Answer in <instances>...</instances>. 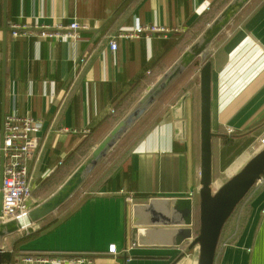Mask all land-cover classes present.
<instances>
[{
	"label": "crops",
	"instance_id": "crops-1",
	"mask_svg": "<svg viewBox=\"0 0 264 264\" xmlns=\"http://www.w3.org/2000/svg\"><path fill=\"white\" fill-rule=\"evenodd\" d=\"M229 1L0 0V142L8 113L40 122L28 163L34 205L75 169L83 140L98 142ZM135 19L185 30L169 38H117L111 50L109 39ZM74 20L87 25L78 37L43 36L67 33ZM15 29L26 33L13 36ZM79 57L84 61L74 69ZM208 59L213 176L226 172L253 137L264 136V0H251L235 16L212 41ZM201 65L186 77L188 87L172 89L186 69L149 109L151 125L121 166L102 167L95 188L55 222L52 215L63 205L2 239V252L12 254L4 264H19L25 255L197 264L198 245H189L198 232ZM185 92V139L177 140L163 115ZM70 158L75 164L66 169ZM187 198L191 224L182 223L180 210ZM111 244L116 255L107 253ZM213 264H264V183L251 187L225 222Z\"/></svg>",
	"mask_w": 264,
	"mask_h": 264
},
{
	"label": "water",
	"instance_id": "water-1",
	"mask_svg": "<svg viewBox=\"0 0 264 264\" xmlns=\"http://www.w3.org/2000/svg\"><path fill=\"white\" fill-rule=\"evenodd\" d=\"M250 1L230 0L173 63L123 114L112 129L92 149L90 154L75 167L55 191L22 215L8 220H2L0 216V264H2V239L30 227L64 204L83 184L117 141L196 60L202 64L199 69L200 179L198 189V232L189 247L194 244L198 245L197 264L214 263L217 243L225 222L254 185L255 181L264 174L263 146L216 190L211 188V139L216 134L212 133L210 127L211 63L208 59L210 47L212 41ZM188 95L189 93L185 92L163 115L164 122L173 123L174 138L177 140L185 139V107ZM1 146L2 140L0 142ZM182 203L180 209L182 223L191 224L192 200L187 198Z\"/></svg>",
	"mask_w": 264,
	"mask_h": 264
},
{
	"label": "built area",
	"instance_id": "built-area-1",
	"mask_svg": "<svg viewBox=\"0 0 264 264\" xmlns=\"http://www.w3.org/2000/svg\"><path fill=\"white\" fill-rule=\"evenodd\" d=\"M85 28H87L86 24L74 20L67 26V33L44 32L43 36L60 37L66 34L75 38L78 37L75 32ZM184 30L185 27L182 25L167 26L157 22L140 23L138 19H135L132 27L128 29L121 28L108 42L110 49L115 50L117 38H137L141 35L147 39L150 36L169 38L172 35L184 32ZM25 33V30L15 29L12 31L13 36ZM83 61V57L77 58L74 62V69H77ZM39 126L40 122L30 115L8 113L4 117L3 139L0 147V216L2 220L22 215L35 204L32 196L33 185L29 175L28 163L37 149L35 133L38 131ZM261 142L264 143V136ZM263 183L264 174L255 181L254 185ZM24 230H27V228ZM107 253L116 255L118 252L115 246L111 244L107 248ZM65 261H69L72 264H89L91 263V258L86 255L70 258L25 255L21 257L19 264H58Z\"/></svg>",
	"mask_w": 264,
	"mask_h": 264
},
{
	"label": "rangeland",
	"instance_id": "rangeland-1",
	"mask_svg": "<svg viewBox=\"0 0 264 264\" xmlns=\"http://www.w3.org/2000/svg\"><path fill=\"white\" fill-rule=\"evenodd\" d=\"M196 67L197 66L194 64L188 67L185 73L178 79V81L172 85L173 86L172 89L177 88L176 90L181 92L180 90L183 85L184 88L188 87L189 86L188 79L186 77H188V74H190L191 71L196 70ZM156 106L157 104L154 107ZM157 107H159V105ZM123 114L125 113L122 112V114L118 116V119L110 125L108 131L112 129V127L118 122V120L123 116ZM151 114H152V110H148L130 127V129L117 141V143L112 147V149L98 163V165L89 174V176L86 178L83 184L77 189V191L64 204H62L63 206L61 205L62 207L56 213L54 212L52 218L58 219V217L63 215L69 208H71L76 202H78L83 196H85L86 193L92 191L93 188H95L93 183L96 179L97 174L102 169V167L110 166L111 167L110 172H113L115 169L121 166L122 160L125 158L126 154L129 153L136 139L142 134L144 130L148 128V126L151 125V120H152ZM102 138H99L98 142L96 143L93 138H87V141L92 142V145L89 148L87 147L85 154L80 157V161L78 162V164H80L90 154L92 149L101 141ZM263 146L264 143L260 141V137L258 138L253 137L250 145H248L245 151L239 157L236 158V160L232 163L231 167L228 168L226 172L215 173L212 176V183H213V184L211 183L212 190H216L220 185H222V183H224L235 172H237L243 166V164L248 159L251 158V156H253L260 149H262ZM50 186H52V184Z\"/></svg>",
	"mask_w": 264,
	"mask_h": 264
},
{
	"label": "trees",
	"instance_id": "trees-1",
	"mask_svg": "<svg viewBox=\"0 0 264 264\" xmlns=\"http://www.w3.org/2000/svg\"><path fill=\"white\" fill-rule=\"evenodd\" d=\"M200 27H198V29H199ZM196 32V31H195ZM179 34H181V33H179ZM194 65H196V66H199V63L198 62H194L193 63ZM192 64V65H193ZM87 138L88 137H86L84 140H83V142L80 144V150H79V153H78V158H80L81 156H83V154H85V152H86V150H87V147L89 148L91 145H92V142H88L87 141ZM71 157L72 156H74V153H71V155H70ZM66 164H67V167H66V169H70L71 168V166H73L75 163H74V161H72L71 160V158H70V160L67 162L66 161ZM244 198V197H243ZM56 219L57 218H55L54 220H52L50 223H53V222H55L56 221ZM49 223V224H50ZM47 226V225H46ZM197 226H198V221H197ZM45 226H41V228L39 229V230H41L42 228H44ZM34 233L36 232V231H33ZM33 232H31V233H29V234H25V236H29L30 234H32ZM11 257H12V254H11V252L10 251H3L2 253H1V261H2V264H4V263H6V262H10V260H11Z\"/></svg>",
	"mask_w": 264,
	"mask_h": 264
},
{
	"label": "bare ground",
	"instance_id": "bare-ground-1",
	"mask_svg": "<svg viewBox=\"0 0 264 264\" xmlns=\"http://www.w3.org/2000/svg\"><path fill=\"white\" fill-rule=\"evenodd\" d=\"M252 157V156H251ZM213 184V183H212Z\"/></svg>",
	"mask_w": 264,
	"mask_h": 264
}]
</instances>
